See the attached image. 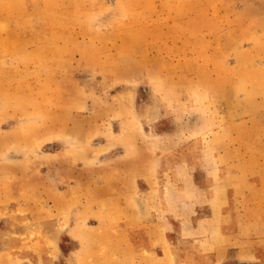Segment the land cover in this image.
<instances>
[{
  "label": "rangeland",
  "instance_id": "1",
  "mask_svg": "<svg viewBox=\"0 0 264 264\" xmlns=\"http://www.w3.org/2000/svg\"><path fill=\"white\" fill-rule=\"evenodd\" d=\"M0 264H264V0H0Z\"/></svg>",
  "mask_w": 264,
  "mask_h": 264
}]
</instances>
